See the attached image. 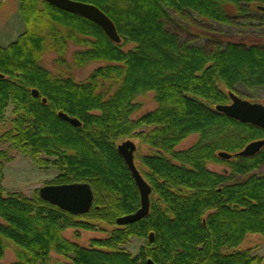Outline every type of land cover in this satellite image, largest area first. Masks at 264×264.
<instances>
[{
    "label": "trees",
    "instance_id": "1",
    "mask_svg": "<svg viewBox=\"0 0 264 264\" xmlns=\"http://www.w3.org/2000/svg\"><path fill=\"white\" fill-rule=\"evenodd\" d=\"M78 1L102 10L120 43L80 15L44 0H19L25 29L0 44V123L12 105L0 138L40 168L53 165L58 174L46 184L87 182L93 203L88 212L73 214L42 199L38 190L32 196L6 193L2 182L9 157L0 149V264L7 242L16 257L7 264H49L52 251L65 256V264H264V255L236 249L248 233L264 239V173L255 172L264 165V144L250 156H218L264 139V129L215 109L239 85L264 88V47L226 40L204 49L179 42L167 28L173 11L222 24L235 16L253 17L264 34V0ZM69 42L83 46L72 53L74 65L106 64L83 80L40 64L46 50L64 64ZM128 43L134 46L125 50ZM147 91L157 106L132 117L139 108L135 98ZM142 126L148 129L138 131ZM192 133L198 135L193 144L175 149ZM132 137L154 151L141 157L147 172L136 165L151 186L149 211L118 225L117 217L140 206L137 186L117 151L119 141ZM208 163L225 164L229 172L212 171ZM102 223L113 228L89 247L63 234L68 227L91 230ZM151 232L152 240L147 237L137 254L120 247Z\"/></svg>",
    "mask_w": 264,
    "mask_h": 264
},
{
    "label": "rangeland",
    "instance_id": "2",
    "mask_svg": "<svg viewBox=\"0 0 264 264\" xmlns=\"http://www.w3.org/2000/svg\"><path fill=\"white\" fill-rule=\"evenodd\" d=\"M173 18L167 24V28L176 34L179 42H187L197 45L204 49H211L217 43L226 40L241 42L243 44L257 43L264 47V34L261 33L260 21L253 17H233L228 24H222L213 21H202L195 15L189 18H183L171 11ZM259 13L253 11L252 15ZM25 25L19 12V0H0V44L5 46L14 40L23 30ZM134 46V43H128L123 48L125 50ZM83 46L69 42L65 53V63L56 62V55L53 51L46 50L40 57V64L54 73L71 75L75 80L85 79L96 67L106 64L104 61H92L84 66L78 67L72 62V53ZM114 88L109 89L108 93ZM236 95L247 99L251 102H259L264 105V88L255 87L248 88L239 85L234 91ZM139 108L132 117L140 116L148 111L153 110L157 104L154 100L152 91L144 92L135 98ZM230 102V99H228ZM227 102V103H228ZM12 105H8L5 113V121L0 123V136L7 128L11 117ZM147 126H142L139 130H147ZM198 138L197 133H192L184 138L175 146L180 150L187 148L193 144ZM136 148L134 151V160L138 168L147 172V168L142 165L141 157L153 153V149L141 142L138 138H131ZM120 142V141H119ZM118 142V143H119ZM0 149L5 150L9 159L4 160V179L3 187L5 192L22 191L28 196H32L35 190L47 181L53 179L58 171L53 165L39 167L28 156L21 153L14 147L10 146L0 138ZM231 156L235 153H230ZM49 159H53L50 157ZM207 168L218 172L228 173L229 169L222 163H208ZM257 173H264V165L255 170ZM0 221L1 218H0ZM113 227L104 223L95 226L93 229L72 228L68 227L64 230V236L79 243L82 246L89 247L93 239H102L109 235ZM77 233V234H76ZM149 234V233H148ZM148 234L146 236H132L127 242L120 247L137 254L141 247L145 245ZM236 249H249L252 255H264V239L255 233H248L245 239L236 247ZM224 251H232V249H224ZM71 256V255H70ZM16 259L14 253V245L7 242V247L1 259L2 263H10ZM67 258L55 252H51V262L49 264H65Z\"/></svg>",
    "mask_w": 264,
    "mask_h": 264
},
{
    "label": "water",
    "instance_id": "3",
    "mask_svg": "<svg viewBox=\"0 0 264 264\" xmlns=\"http://www.w3.org/2000/svg\"><path fill=\"white\" fill-rule=\"evenodd\" d=\"M64 11L80 15L97 24L105 35L113 42L120 43L121 39L111 19L97 6L78 0H44ZM3 75L0 74V77ZM32 94L37 95L36 89H32ZM230 102L216 104L215 109L228 117L241 122L251 123L264 129V105L259 102H251L241 98L232 91L228 92ZM45 101V98L42 99ZM58 115L73 125H80V121L75 117H70L66 113L59 111ZM264 144V139H257L248 142L235 155L250 156L256 153ZM136 145L131 139H126L117 144V151L123 158L135 185L139 192L140 206L131 213L116 218L118 225L133 223L149 211V198L151 186L144 179L134 161V151ZM218 156L229 159L231 154L226 151H219ZM39 196L73 214L88 212L93 203V191L87 182H71L61 184H44L38 188ZM153 233L148 234V240H152ZM149 264H152L148 260Z\"/></svg>",
    "mask_w": 264,
    "mask_h": 264
}]
</instances>
